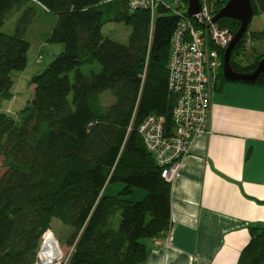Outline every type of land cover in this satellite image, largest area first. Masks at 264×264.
<instances>
[{
    "label": "trees",
    "instance_id": "1",
    "mask_svg": "<svg viewBox=\"0 0 264 264\" xmlns=\"http://www.w3.org/2000/svg\"><path fill=\"white\" fill-rule=\"evenodd\" d=\"M227 2L217 3L215 13ZM33 4L55 17L46 42L63 49L31 78L33 97L16 117L0 111L6 169L0 177V264H33L53 219L70 229L66 264H144L142 240L161 237L170 227L171 184L138 130L155 115L172 132L177 96L168 86V63L181 18L176 12L187 15L188 0L176 7L159 3L153 14L131 9L129 0H0V102L13 96L12 72L27 67L25 33L36 14ZM251 5L253 16L264 17V0ZM18 12L14 32L3 33ZM111 22L131 29L126 44L103 35ZM218 24L233 35L240 27L232 18ZM263 34L251 32L249 24L231 51L235 72L255 71L264 50L245 63L240 57L247 41ZM218 81L264 88V74L228 81L223 65ZM111 183L123 185L118 195L105 194ZM135 189L145 191L142 199H127ZM247 229L249 240L236 264H264V224Z\"/></svg>",
    "mask_w": 264,
    "mask_h": 264
},
{
    "label": "crops",
    "instance_id": "2",
    "mask_svg": "<svg viewBox=\"0 0 264 264\" xmlns=\"http://www.w3.org/2000/svg\"><path fill=\"white\" fill-rule=\"evenodd\" d=\"M33 5L29 28L35 25L37 43L49 45L55 17ZM258 39L264 41V34ZM254 40L247 44L260 53L264 42ZM170 214L171 244L162 236L143 239L144 264H236L249 240L248 225L264 224V88L217 81L209 132L192 141L171 183Z\"/></svg>",
    "mask_w": 264,
    "mask_h": 264
},
{
    "label": "built area",
    "instance_id": "3",
    "mask_svg": "<svg viewBox=\"0 0 264 264\" xmlns=\"http://www.w3.org/2000/svg\"><path fill=\"white\" fill-rule=\"evenodd\" d=\"M199 1L201 11L193 17L174 11L181 18L171 39L168 63V86L177 96L172 110V132L168 135L164 117L155 115L147 116L138 130L145 149L162 168L161 175L170 184L189 153L192 141L209 132L212 93L223 65L220 51L225 50L233 37L218 21H212L215 6L222 0ZM175 2L180 4V0ZM159 3H163L162 0H129L131 9L145 8L152 14ZM162 237L166 245L171 244L170 227ZM71 250L64 252L53 231L47 229L41 235L33 264H66Z\"/></svg>",
    "mask_w": 264,
    "mask_h": 264
},
{
    "label": "rangeland",
    "instance_id": "4",
    "mask_svg": "<svg viewBox=\"0 0 264 264\" xmlns=\"http://www.w3.org/2000/svg\"><path fill=\"white\" fill-rule=\"evenodd\" d=\"M166 5L171 7H176V0H162ZM20 14H13L3 25L1 31L5 34H12L15 30L17 20ZM47 18V17H46ZM42 19L41 12H38L36 16V22ZM49 21L48 19H46ZM35 27V25H32ZM33 27L26 30L25 38L30 42V48L27 53V67L23 71L12 72V78L14 85L12 87L13 96L11 99H5L0 102V111L7 113L12 117H16L18 111L22 109L25 104L30 101L34 94V85L30 84L32 77L42 73L44 69L54 60V58L62 51L63 46L58 43H48L49 45H40L37 43L36 36L33 33ZM250 31L253 32H264V17L261 14L255 15L250 23ZM104 36H107L117 42L126 44L131 32V29L124 25L123 23H108L102 28ZM261 39V38H260ZM256 39L253 44L257 46L261 45L262 40ZM259 44V45H258ZM244 52L246 56L240 57L242 63L243 59L247 57V60L251 61L253 58L251 54L257 55L259 51L252 47V45L247 44ZM41 59L38 60V57ZM109 101V100H107ZM5 168L2 165V158H0V177L4 174ZM123 185L120 183H111L105 186L104 192L106 195H118L122 190ZM140 194V196H138ZM142 194L145 195V191L140 189H135L131 194H127L126 198L131 200L142 199ZM51 230L53 231L55 237L60 243L64 252L70 249V246L64 244L66 237L70 231L69 227L62 225L58 219H53L51 222Z\"/></svg>",
    "mask_w": 264,
    "mask_h": 264
},
{
    "label": "water",
    "instance_id": "5",
    "mask_svg": "<svg viewBox=\"0 0 264 264\" xmlns=\"http://www.w3.org/2000/svg\"><path fill=\"white\" fill-rule=\"evenodd\" d=\"M201 11L199 0H188L187 16L193 17ZM222 18H232L240 22L238 31L233 35L230 44L225 48L223 55V75L228 81L252 80L260 74H264V58L260 60L252 73L235 72L230 64L231 51L246 32L253 18L251 0H228V2L212 18L217 22Z\"/></svg>",
    "mask_w": 264,
    "mask_h": 264
},
{
    "label": "bare ground",
    "instance_id": "6",
    "mask_svg": "<svg viewBox=\"0 0 264 264\" xmlns=\"http://www.w3.org/2000/svg\"><path fill=\"white\" fill-rule=\"evenodd\" d=\"M47 259H49V257H47ZM50 259H51V257H50Z\"/></svg>",
    "mask_w": 264,
    "mask_h": 264
}]
</instances>
